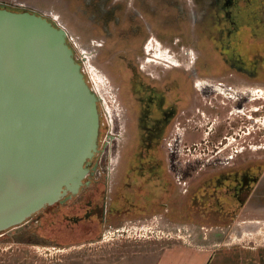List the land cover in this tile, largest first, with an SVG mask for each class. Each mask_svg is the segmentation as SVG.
I'll list each match as a JSON object with an SVG mask.
<instances>
[{"label":"rangeland","instance_id":"rangeland-1","mask_svg":"<svg viewBox=\"0 0 264 264\" xmlns=\"http://www.w3.org/2000/svg\"><path fill=\"white\" fill-rule=\"evenodd\" d=\"M0 1L4 3L2 6L15 11H35L69 33L67 41L81 64L86 80L97 97L101 98L98 102L100 144L105 151L101 156L96 180L101 181L108 174H115L118 171L121 135L126 126L128 110L120 100L118 78L113 76L105 58L95 52L103 40V33L91 27L86 17L78 15L80 12L69 0ZM240 19L248 25H256L257 16L249 11H241ZM175 29L167 36L155 33L152 41L145 46L146 54L140 46V53L145 56L141 63L146 71H164V76H169L173 70L185 71L193 67L199 40L203 37L198 38L199 32L192 33L193 29L187 23L184 29L191 33L189 41L185 43L180 37L171 43L179 35ZM212 40L213 37H210L207 41ZM250 69L257 71L255 66ZM228 73L224 79L213 80H224L239 86H264V79H251L233 70ZM127 76V71L122 72V84L128 86L125 91L129 96ZM213 96V99L206 98ZM237 104L238 101L220 93L209 96L196 92L192 107L187 115L180 117L165 149L169 160L171 145L177 146L178 143L182 147V152L176 150L181 174L176 172L175 176L171 173L183 195L188 194L186 189L194 188L205 177L223 168L260 164L261 177L238 217L224 223H214L186 214L183 208L176 207L175 211L169 212L161 208L158 212L143 214L140 216L141 221L123 220L108 224L99 231L98 223L90 228L86 224L82 234L71 235V232H65L64 227L73 228L75 224L72 219L67 221L69 217L67 215L64 218V215L80 213L85 202L75 208H70V202L63 205L57 203L49 210H59L52 217L53 222L49 215L38 221L34 219L38 215L35 214L33 219L27 221V225L23 223L25 227L22 229L14 226L0 231V264H162L167 255L173 256L174 261L171 262L177 264L182 260L183 249H189L191 253L206 250L208 255L212 254L209 261L212 264H243L247 262V254H253L252 251L259 252L255 253V258L261 261L262 256L258 254L264 249V100H255L241 110L236 107ZM130 105L136 108L133 101ZM180 131L185 134L181 132L180 135ZM129 161L128 155L125 162ZM128 164H120L119 168L127 171ZM130 177H135L137 186L142 184L137 173H130ZM154 191L155 196L160 198L161 190ZM86 227L89 233L98 232L81 237L87 232Z\"/></svg>","mask_w":264,"mask_h":264},{"label":"flooded vegetation","instance_id":"flooded-vegetation-1","mask_svg":"<svg viewBox=\"0 0 264 264\" xmlns=\"http://www.w3.org/2000/svg\"><path fill=\"white\" fill-rule=\"evenodd\" d=\"M69 3L80 12L78 15L86 17L91 27L103 33L95 52L105 58L113 76L118 78L120 100L128 110V117L121 135L118 171L96 180L105 151L100 144L101 151L89 164L82 191L68 192L54 203L70 202V208H75L85 202L80 213L64 215L75 224L73 228L64 227L65 232L79 235L86 224L90 228L98 223L99 231L123 220L141 221L143 214L161 208L167 212L183 208L186 214L214 223L238 217L261 177L260 164L223 168L194 188L186 189L188 194L183 195L168 168L165 144L180 117L187 115L194 103L197 77L224 79L233 70L251 79H264V0H69ZM241 11L255 14L256 25L244 23ZM189 13L192 15L188 16ZM187 23L192 33L199 32L198 38L203 37L193 67L173 70L169 76H164V71H146L141 63L145 56L140 53V46L146 54L145 46L155 33L167 36L175 28L179 35L171 43L180 37L187 43L191 34L184 29ZM210 37L213 40L208 42ZM254 66L257 71L253 72L250 68ZM124 71L128 74L129 96L125 91L128 86L122 84ZM131 101L135 109L131 108ZM181 132L184 133L180 131V135ZM128 155L129 164L125 162ZM120 164H128V170L119 168ZM130 173H137L142 184L137 186ZM155 189L161 190L160 198L155 196ZM54 204L44 207L34 219L39 221L49 215L53 222L52 217L59 213L58 209L49 211ZM88 228L81 237L98 232L89 233Z\"/></svg>","mask_w":264,"mask_h":264},{"label":"water","instance_id":"water-1","mask_svg":"<svg viewBox=\"0 0 264 264\" xmlns=\"http://www.w3.org/2000/svg\"><path fill=\"white\" fill-rule=\"evenodd\" d=\"M2 5L0 231L22 229L47 205L76 194L101 151V98L66 29Z\"/></svg>","mask_w":264,"mask_h":264},{"label":"bare ground","instance_id":"bare-ground-1","mask_svg":"<svg viewBox=\"0 0 264 264\" xmlns=\"http://www.w3.org/2000/svg\"><path fill=\"white\" fill-rule=\"evenodd\" d=\"M195 87L201 95H203L201 92H203L205 95H207L208 93L211 94L220 93L223 94L224 96H228L229 98L238 101L236 107L239 110L245 109L247 105L251 104L255 100L258 99L264 100V86L262 85L250 84V85L239 86L232 82H228L224 80L199 78L196 80ZM179 145L180 144L178 143L177 146L171 145L170 153L172 155L168 160L169 162L168 168L175 176H177L176 172L178 174H181L180 171L181 169L178 166V162L176 159L177 158L176 150L177 152L178 150L179 152H182V147Z\"/></svg>","mask_w":264,"mask_h":264},{"label":"crops","instance_id":"crops-1","mask_svg":"<svg viewBox=\"0 0 264 264\" xmlns=\"http://www.w3.org/2000/svg\"><path fill=\"white\" fill-rule=\"evenodd\" d=\"M197 252V253H195ZM253 254L248 253L247 254V262L243 264H264V249L261 251V254H258V256H262L261 261L256 260L255 253H259L258 251H252ZM177 256V255H176ZM173 256L167 255L164 259V263L162 264H174L176 262L172 259ZM212 254H207L206 250H197L194 251V253H191L189 249H183L182 255H181V262H178L177 264H212L209 263L211 260ZM179 260V259H177ZM130 264V263H127ZM133 264H139V263H133ZM142 264V263H141ZM231 264H240V263H231Z\"/></svg>","mask_w":264,"mask_h":264},{"label":"built area","instance_id":"built-area-1","mask_svg":"<svg viewBox=\"0 0 264 264\" xmlns=\"http://www.w3.org/2000/svg\"><path fill=\"white\" fill-rule=\"evenodd\" d=\"M0 4H3V5H4V3H3V2H1V1H0ZM5 5H6V4H5Z\"/></svg>","mask_w":264,"mask_h":264}]
</instances>
